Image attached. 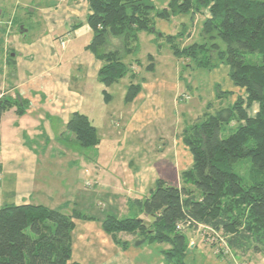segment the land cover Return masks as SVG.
<instances>
[{
  "label": "trees",
  "instance_id": "obj_1",
  "mask_svg": "<svg viewBox=\"0 0 264 264\" xmlns=\"http://www.w3.org/2000/svg\"><path fill=\"white\" fill-rule=\"evenodd\" d=\"M86 1L91 30L86 49L101 62L97 80L105 101L110 100L106 88L129 72L124 102L140 93L136 73L123 59L136 51L139 32L153 31L155 18L180 13H204L202 38L182 47L177 36L166 35L173 55L197 67L225 64L235 88L244 92L230 106L206 111L182 130L192 165L180 172L181 184L156 179L147 196L131 201L146 217L108 214L101 220L104 232L122 249L128 241L121 235L166 243L162 253L169 264H186V228H204V235L217 236L238 255L264 256V0H169L161 9L152 0ZM149 60L147 70L152 71V55ZM228 93L218 90L216 97ZM254 104L257 110L250 115ZM25 107L24 100L2 95L0 123L5 112L15 108L22 115ZM62 138L80 150L100 143L92 121L81 112L71 114ZM242 160L249 163L243 174L236 169ZM75 218L93 219L77 210L67 215L43 205L1 206L0 264H80L71 259ZM222 251L218 247L217 254L226 259Z\"/></svg>",
  "mask_w": 264,
  "mask_h": 264
},
{
  "label": "crops",
  "instance_id": "obj_2",
  "mask_svg": "<svg viewBox=\"0 0 264 264\" xmlns=\"http://www.w3.org/2000/svg\"><path fill=\"white\" fill-rule=\"evenodd\" d=\"M12 4L11 0H0V35L8 39L0 50V97L22 99L26 107L22 115H17L15 108L5 112L0 123V207L33 204L67 215L77 210L92 216V220L74 219L71 259L80 264H135V258L153 255L154 250L144 244L148 242L135 246L137 239L126 238L128 246L122 249L102 228V218L110 213L89 214L81 208L92 201L90 207L96 202L102 210L118 212L111 214L118 218L132 213L144 217L131 201L149 194V183L156 180L153 163H135L122 155L101 152L87 158L62 135L71 114L81 112L97 130L100 143L95 150H100L102 132L112 139L115 152L122 151L123 142L129 147L133 137V152L136 157H145V127L156 117L158 94L146 98L141 87L133 101L126 103V122L117 133L113 109H106L111 96L104 100L103 85L97 80L101 62L86 49L90 27L79 28L89 12L87 1L49 0L43 6L27 5L28 18L37 26L42 24V31L38 27L32 38L18 25L15 8L19 6ZM77 36L84 40H77ZM178 141L173 140L164 153L152 157L154 163L175 161L172 172L176 180L169 181L174 185L180 181V172L192 165L181 137ZM86 181L92 184L86 186Z\"/></svg>",
  "mask_w": 264,
  "mask_h": 264
},
{
  "label": "rangeland",
  "instance_id": "obj_3",
  "mask_svg": "<svg viewBox=\"0 0 264 264\" xmlns=\"http://www.w3.org/2000/svg\"><path fill=\"white\" fill-rule=\"evenodd\" d=\"M12 5L18 4L17 11L18 25L20 28L24 26L29 31V38H32L34 34H37L39 28L42 31V24L36 25L33 20H30L29 15L26 13L25 7L27 5H45L49 0H11ZM156 8H163L167 6L169 0H152ZM205 19L204 13L186 14L180 13L177 15H170L167 19L155 18L153 31H141L138 33L137 49L135 52L124 57V61L131 70L136 73L134 82L144 86V93L146 98L158 94L157 110L155 111L156 117L146 123L145 131L147 137V145L145 157H136L133 152L134 142L133 137H130V145L127 147V142L122 143V151L115 152L112 145L113 141L108 137L107 133L100 132L102 144L100 150L95 148L79 149L80 153L87 158H93L101 155H114L121 156L126 159H132L135 163L148 161L152 162L154 180L157 178H166L168 182L170 180H176L173 176L172 168H175V161L165 160L164 163H154L153 156L160 155L161 152H165V147L170 148L173 140L175 142L181 137L182 130L194 121L201 119L200 117L206 111L217 110L223 107L230 106L236 99L237 95H243L244 92L241 89L235 88L233 82L229 77V69L225 64H218L213 68H203L194 66L192 63L186 62L183 59H178L173 55L172 50L167 43L165 36L173 35L177 36V43L180 46H186L192 43L201 42L202 24ZM87 22L80 25L79 28L87 26ZM5 34V32H1ZM91 35V31H90ZM77 40L83 37L77 36ZM87 36L86 38H89ZM0 50L4 46V41L8 39L0 35ZM91 40V39H86ZM90 42V41H89ZM149 55H152L153 70H147V65L150 63ZM0 66H1V54H0ZM131 72L126 76L119 79L117 82L107 87L106 90L111 96V100L106 106V109H113V117L116 124L113 125L115 131L122 132V127L125 125L126 120L123 118V109L127 108V104L124 102V96L127 86L131 81ZM1 77V76H0ZM101 85V84H100ZM102 86V85H101ZM103 87V86H102ZM104 88V87H103ZM218 90L229 91L223 98H217L216 92ZM232 92V93H231ZM187 97V98H186ZM147 100V99H146ZM154 103V102H153ZM211 107L208 109V105ZM105 108V106H103ZM257 110V105L254 104L248 109L250 115H254ZM122 120L117 123V120ZM121 125V127H120ZM177 134L176 136H174ZM174 137V138H173ZM179 142V141H178ZM166 148V149H167ZM112 149L113 152L110 150ZM106 150V151H105ZM109 150V154L106 153ZM167 155V153H166ZM101 157V156H100ZM168 157V156H167ZM248 161L242 160L236 169L242 174L245 173ZM172 166V167H171ZM173 184V183H171ZM181 184V179L176 185ZM154 186V181L149 183L148 188ZM92 201H89L81 208L84 212L89 214H113L110 209L102 210L101 206H97L94 202L90 207ZM110 210V211H109ZM115 210V209H114ZM112 212V213H111ZM118 213V212H117ZM115 212V214H117ZM119 214V213H118ZM135 216L134 213L130 215H124L123 217ZM184 234L188 241L187 255L185 258L186 264H263L264 256L249 252L243 256L234 252H230L224 246L223 241H217L211 236L204 235L205 229L199 227L197 230L192 228H186ZM122 240L133 239L129 235H121ZM127 238V239H126ZM214 243V244H213ZM146 247L154 250L153 255L143 254V257L135 258V264H169L162 252L169 247L166 243H144ZM151 244V245H150ZM219 244V245H217ZM218 247H222L223 255L227 256L223 259L218 256ZM156 248L158 251H156ZM162 250V251H161Z\"/></svg>",
  "mask_w": 264,
  "mask_h": 264
},
{
  "label": "water",
  "instance_id": "obj_4",
  "mask_svg": "<svg viewBox=\"0 0 264 264\" xmlns=\"http://www.w3.org/2000/svg\"><path fill=\"white\" fill-rule=\"evenodd\" d=\"M144 217H146V215H144ZM153 218L152 217H149V220H152ZM144 242V238H141V239H137L135 242H134V245L135 246H138L140 245L141 243Z\"/></svg>",
  "mask_w": 264,
  "mask_h": 264
},
{
  "label": "built area",
  "instance_id": "obj_5",
  "mask_svg": "<svg viewBox=\"0 0 264 264\" xmlns=\"http://www.w3.org/2000/svg\"><path fill=\"white\" fill-rule=\"evenodd\" d=\"M187 98V97H186ZM86 186H90L92 183H91V181H86ZM182 228V227H181Z\"/></svg>",
  "mask_w": 264,
  "mask_h": 264
}]
</instances>
